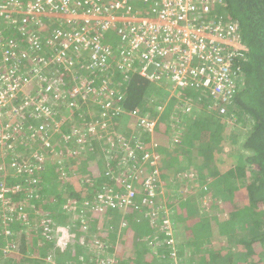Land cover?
I'll return each mask as SVG.
<instances>
[{
	"label": "built area",
	"instance_id": "obj_1",
	"mask_svg": "<svg viewBox=\"0 0 264 264\" xmlns=\"http://www.w3.org/2000/svg\"><path fill=\"white\" fill-rule=\"evenodd\" d=\"M134 1L0 0V222L5 223L13 216L26 217L25 211L17 209L13 196L8 194L25 193L26 184L32 185L28 196L34 194V184L38 181L34 173L42 168L40 162L45 151L55 155V135H61L68 154L74 146L83 147L94 137L103 136L95 131L102 122L96 116L91 121L96 124L86 117L80 121L83 124L72 122L66 132L60 133L57 122L66 124L68 115L59 114L56 120V103L72 107L71 96H79L83 102L96 104L95 112L99 109L98 114L105 119L107 112L100 109L109 108L110 114L104 121L106 129L112 116L120 114L121 106L116 102L127 85H119L115 72L132 69L153 83L162 81L166 101L172 100L175 108L184 111H189L196 102L185 93L193 92L191 88L199 91L197 101L201 93H208L211 100L207 108L215 112L225 113L226 105L232 103L238 77L235 59L243 45L237 22L216 13V5L222 0H142L143 6H137ZM109 31L119 37L115 46L106 38ZM60 64L70 71L71 78L81 75L82 70H97L99 77L85 80L66 92L56 81L60 71L55 74L58 69L55 66ZM45 69L52 70L44 72ZM110 75L112 82L107 80ZM32 91L38 93L36 98H29ZM20 96L24 101L18 107L13 102ZM30 104L34 108L32 115L40 121L34 127L16 121L19 110ZM126 113L136 119L139 131H147L150 136L156 131L159 116L151 118L136 109ZM16 134L23 148H29L27 157L23 150L14 149L12 139ZM132 136L137 143L130 146L124 142L122 151L115 150L107 156L109 160L118 159L114 168L104 175L117 186L109 187L107 182L106 192L96 194L98 202L84 199L79 210L94 213L108 206H132L134 198L140 195L146 206L143 217L153 221L163 211L161 229L168 236L167 242L172 243L166 204L161 200L151 201L164 193L158 185L161 172L154 150L156 143L151 137L150 147H146L139 136ZM107 141L110 147L117 146L111 138ZM7 150L12 156L5 159ZM121 186L122 190H117ZM51 233L46 224L45 234Z\"/></svg>",
	"mask_w": 264,
	"mask_h": 264
},
{
	"label": "trees",
	"instance_id": "obj_2",
	"mask_svg": "<svg viewBox=\"0 0 264 264\" xmlns=\"http://www.w3.org/2000/svg\"><path fill=\"white\" fill-rule=\"evenodd\" d=\"M217 10L216 13L223 15L226 20L237 22L243 45L240 49L241 54L235 59L238 68L237 86L233 92L232 103L226 105L228 109L225 113L208 109L207 99L211 100V97L203 92L199 101V105L202 106L199 115L191 116L190 119L187 116L182 122H178L179 119L168 120L164 111L159 112L152 106V102L146 100L147 95L154 92L166 101L165 95L161 93L163 87H158L162 85V81L157 85L132 69L115 72L114 78L119 85L124 84L127 87L125 89L119 86V89L120 87L125 89L116 102L121 106L122 111L118 112L119 115L112 116L107 129L112 126L121 134L113 130L108 136L107 132H102V137H94L88 145L83 144V147L76 145L71 148L68 159L72 160L70 168L72 174L66 177L59 178L58 170L54 169L55 161L50 157L54 155L48 150L45 151L46 157L40 162L42 168L33 172L37 180L39 179L34 186H38L42 192L51 189L57 198L52 204L55 205V209L58 206V211L61 213L51 210L41 214L39 210H42L43 199L33 196L24 198L23 192L16 195L9 193V196H13L12 200L16 208L28 213L24 219L21 216H13V219L5 223L0 222V264H100L101 260H96L97 256L77 240L79 230L85 233L83 235H86V240H90L93 231L99 228V245L96 244L95 247L98 253L103 254L104 264H110L112 261V264H174L172 255L180 260L179 264H264V0H222ZM137 63L138 60L135 65ZM55 69V74L56 71H60L56 80L57 85H61L66 92H71L73 86L82 83L84 78L88 81L92 77H99L95 73L97 70H82L81 75L71 78L68 75L70 71L65 70L62 64L56 65ZM124 76L129 79L126 81ZM47 77L50 79L51 76ZM94 86L91 84L92 88ZM191 89L193 92L185 93L195 100L199 91ZM37 95L36 91H32L29 98H36ZM71 99L74 101L72 107L66 108V104L62 102L55 104V111L58 112L55 115L56 120L59 119V114L72 111L70 117L74 121H81L79 105L82 106L84 102L75 95L71 96ZM23 101V97L20 96L13 103L19 107L23 105ZM133 109L138 110L139 113L149 111L151 118L159 116L160 120L154 132L156 141L163 137L167 140L162 141L168 142L170 140L167 136L168 131H173L178 133L176 137L180 141L191 137L190 143L194 141L198 147L200 146V151L198 150L194 156L187 150L182 162L178 163L175 161L176 156L169 155L170 158L165 159V162L169 161L165 169L159 164L163 179L165 175H170L194 187L204 186V190L200 189L197 193L198 199L194 202H191L190 198H185L181 206L174 204L177 205L174 206L177 213L181 207L186 215L183 218H175L177 223H183L181 227L184 235L177 238L176 233L179 229L174 227L172 244L166 241L168 237L164 231L159 230L156 236L151 237L155 232L154 229L146 223H141L146 206L142 203L140 195L134 198L132 206L103 207L95 211L93 216L86 213V217L89 216L86 218L89 224L86 231L80 220L71 215L73 212L70 213L58 205L62 194L65 193L66 195L63 194L65 201L70 205L76 204L75 212H79L78 209L84 199L98 202L96 194L106 192L107 185L105 187L104 185L110 180L104 177L105 171L114 168L118 160L116 158L109 160L104 155L109 148L107 139L114 140L117 152L123 150L124 142L130 146L138 142L133 138V134L148 143L143 137H150L149 132L141 131L138 134L136 132L139 129L132 130L128 122H117L121 116L122 119L129 117L126 112ZM33 110L32 104L24 106L19 110L16 121L23 126H36L40 121L32 115ZM100 110L107 112L105 116L107 119L110 109ZM79 116L80 119H77ZM95 119L100 122L106 120L100 114H97ZM41 120L50 121V118ZM113 121L119 125L114 124ZM66 123L67 125L63 124L61 128L68 129L72 120ZM225 129L228 133H225ZM185 132L187 136L183 138ZM13 136L14 149L23 150L27 157L29 150L23 148L17 134ZM148 146L150 147L149 144ZM154 150H159L157 145ZM116 154V156L121 155V153ZM11 156L10 150H7L5 159ZM162 159L164 160L160 158L159 163H162ZM146 165L150 167L148 163ZM74 171L75 174L82 172L81 176L75 174L72 176ZM109 184L112 188L117 186L114 181ZM31 187V184H26L25 195H29ZM117 190L121 191L122 186ZM164 196L167 195L159 194L151 201H165ZM207 196H210V199L206 206L201 208L199 203ZM215 203H218V206L215 207ZM66 223L72 226L71 237L68 238L64 248H61L55 244L53 233L48 236L45 234V225L56 231L57 226ZM120 232L119 242L123 243V250L116 249L114 241L109 240L112 234ZM151 240H155L157 244H149L148 241ZM232 243H235L233 248ZM96 249L93 250L97 251ZM55 253L59 254L58 257H66L65 261L55 258V263L47 261L46 257H53ZM113 258L115 259L110 261Z\"/></svg>",
	"mask_w": 264,
	"mask_h": 264
},
{
	"label": "rangeland",
	"instance_id": "obj_3",
	"mask_svg": "<svg viewBox=\"0 0 264 264\" xmlns=\"http://www.w3.org/2000/svg\"><path fill=\"white\" fill-rule=\"evenodd\" d=\"M134 4H136L137 6H143V3H142V0H135L134 2H133ZM47 25L48 26H51V22H48L47 23ZM106 38H108V41L113 45V46H115L116 45V43L118 42V40H119V37H118V35H116V33L115 32H112V31H109V32H107V34H106ZM80 72V71H79ZM82 77V76H81ZM109 79H112V77H111V75L107 78V80L108 81H110V82H112V80H109ZM85 78H84V81L83 82H85ZM79 84H81V83H76V86L77 87H79L80 85ZM94 84H95V82H94ZM99 85H101V87H102V82L101 83H99ZM98 84H96V86H99ZM116 85V84H115ZM158 85V84H157ZM156 85V86H157ZM112 86L113 85H111V88H112ZM163 87V85H158V87ZM161 93L162 94H164L165 95V98L167 97V94H166V91L164 90V88H162L161 89ZM147 98L148 99H146V100H148V101H150V102H152V106H155V105H157V106H159L160 108L158 109L159 110V112H161V111H164V112H167V113H170L169 114V116L171 115L172 117H173V114H175V115H177L178 114V112H180V110L178 109V108H175L173 105H169L171 102H172V100H170L169 102H166V101H164V100H162L161 98H159L157 95H155L154 94V92L153 93H149L148 95H147ZM91 106H94V104H93V102L92 101H87V102H84L83 103V105L82 106H80L79 105V107H80V109H81V121H83L85 118H84V116H87L88 117V119H90V123L92 124V123H95V122H91L94 118V116H97V114H98V112H95L96 111V106H94V108H90ZM65 113H67V117L65 118V122H68V120H72V122L76 125V124H83L84 122H80V120H77V121H74V119L73 118H71L70 117V115H69V113L68 112H66L65 111ZM151 112H149V111H144V113L143 114H145V115H148V114H150ZM198 114H200V111H198ZM84 115V116H83ZM83 116V117H82ZM90 116V117H89ZM129 116V115H128ZM188 116V115H187ZM192 116V115H191ZM190 116V117H191ZM122 117L123 116H121L119 119H118V121L117 122H128V125L130 126V128H132V130H135V129H137V126H136V122L134 121V119H131L130 117H125V118H123L122 119ZM183 118H185V115H183L182 116ZM77 119H80V116L77 118ZM129 120H131V121H129ZM160 120V119H159ZM88 121V120H87ZM117 122H115L114 124H118ZM64 122H57V124H58V127H61L62 126V124H63ZM96 124V123H95ZM100 125H99V130L98 129H96L95 131H97V132H99L100 134H102V132L103 131H105V132H107V134H111V133H113V130L115 131V132H117V133H120L118 130H115V129H113L114 127H112L111 126V128H108V129H106L105 127H106V125L104 124V122H101V123H99ZM67 125V123L64 125V126H66ZM119 125V124H118ZM74 126V125H73ZM97 128V127H96ZM68 129H65V128H61V132L60 133H63V132H66ZM110 130V131H109ZM186 130V129H185ZM139 132H141V131H138V133ZM161 132V131H160ZM160 132H159V134H160ZM59 133V134H60ZM137 133V132H136ZM225 133H228V130H226L225 129ZM115 134V133H114ZM121 134V133H120ZM154 132H152V134H151V136L149 137V136H147L148 138H149V142H150V138L152 137V139H153V141L156 143V145H157V147H158V149L159 150H157V151H155L156 152V154L158 155V157H159V161H160V158H163V152H165L164 153V156H165V154H167V153H172V152H177L178 154L181 152V153H185L187 150L188 151H190L191 153H192V155L194 156L195 154H196V152L199 150L200 151V146L198 147L197 146V144H195L194 143V141H193V143L195 144V146H193V143H190V140H191V137L190 138H188L187 140H183V141H180V139L179 138H177L176 136H177V134L176 133H174L173 131H168V134H167V136H168V139H170L168 142H165V141H162V140H167V139H165V138H163V137H160L161 138V140L159 139V141H156V137L154 136ZM61 136V135H60ZM187 135H186V132L184 133V137H183V135H182V137L183 138H185ZM147 137H144V138H147ZM163 143V144H160V143ZM189 142V143H188ZM192 144V145H191ZM28 150H29V148H27ZM64 149H65V147L62 145V143H61V141H60V137H58V135L57 136H55V155H54V157H52V156H50L52 159V161H55V164H56V166L54 167V169H57L58 171V175H59V178L60 177H66V176H70L72 173H70V172H72L71 170H70V168H71V166H72V160L71 161H69V159L68 158H70V156L68 155V153H66L65 151H64ZM163 151V152H162ZM108 154V155H107ZM173 154H175V153H173ZM178 154H176V155H178ZM104 155H106V156H109V153H107V152H105V154ZM181 156V155H180ZM46 157V156H45ZM196 157V156H195ZM49 158V157H48ZM68 159V160H67ZM82 159H84V156L82 155ZM44 160V159H43ZM183 161H184V159H183ZM54 164V165H55ZM159 164H162L163 165V162L162 163H159ZM49 168V167H48ZM75 171H74V173H73V175L72 176H75V175H79V176H81V174H82V172H77L75 175ZM72 178H74V177H72ZM64 179H66V178H64ZM38 181H39V179H38ZM37 181V182H38ZM51 182H54V181H51ZM50 182V183H51ZM158 185H159V188H160V190L161 191H163L166 195H168V196H170L171 194L169 193V191H171L172 192V194L174 195L176 192L178 193L177 195L179 196H188V195H190V194H192L191 196H193L192 198L194 199V197H195V199L194 200H197L198 199V192H199V190L201 189H203L204 188V186L202 187H194V186H192V184L191 185H189L188 184V182H186L185 183V181L184 180H182V179H176V177H173V176H170V175H165V178L163 179L162 177H161V180H160V182L158 183ZM204 190V189H203ZM49 191V192H48ZM48 191H41L40 189H39V187L37 186V187H35V190H33V192H34V194H32V196L33 197H37V198H41V199H43L42 200V204L43 205H41V209L43 210H39V212L42 214L43 212L45 213V212H48V211H51V210H53V211H56L57 213H61V212H59L58 211V206H57V209H55V205L54 204H52V202H55L56 200H57V198H55V193L51 190V189H48ZM62 192L63 191H61L60 193L62 194ZM23 194V193H22ZM56 194H58V193H56ZM64 195H66L65 193H63ZM63 194H62V198H61V200H60V203H58V205L60 206L61 205V207L63 208V209H67L68 210V212H73V214H71V215H74V217H76L77 219H79L80 220V222H81V224L83 225V229L86 231L87 230V228L89 227V224L87 223V221H86V218L87 217H89V216H87L86 217V213H85V211H79V212H75V206H73L72 204L70 205V204H68L66 201H65V198L63 197ZM171 196L172 198H174V196ZM24 198H26L28 195L26 194L25 195V193H24ZM28 197H30V196H28ZM66 197V196H65ZM46 198V199H45ZM209 199H210V196H207V197H205V200L203 201V202H201V203H199V206L201 207V208H204L205 206H206V204H207V202L209 201ZM66 200H67V197H66ZM162 201V200H161ZM175 202H177V201H175ZM198 202V201H197ZM200 202V201H199ZM47 203V204H46ZM45 205V207H43ZM216 206H218V203L216 204L215 203V207ZM166 209L168 210L169 209V212H170V208H168L167 206H166ZM214 209V208H213ZM212 209V210H213ZM79 210V209H78ZM259 210H260V208H259ZM201 211H202V209H201ZM38 212V211H37ZM28 212H26L25 211V214H27ZM92 214H94L93 212L92 213H90L89 212V215L90 216H93ZM144 214V213H143ZM170 214V213H169ZM162 215H163V211H159V214L157 215V220H156V222L153 220V221H151L150 223H149V221H147L146 219H145V217H143L142 216V218H143V220H145L144 222H146L147 224H148V226L149 227H151V228H153L154 229V233L152 234V236L151 237H154V236H156V234H157V232L160 230L159 229V225H158V223H159V221H158V219H161V217H162ZM170 216H172V214H170ZM167 218H169V217H167ZM169 220H170V223H171V226H172V219H170L169 218ZM75 220H73V222H74ZM94 224V223H93ZM96 224L98 225V223L96 222ZM95 224V225H96ZM153 224H155V226L153 225ZM3 227H4V225H2ZM109 226V225H108ZM72 226L69 224V223H66V224H60L59 226H57L56 227V231L55 230H52V233H53V238L55 237V244L58 246H61V248H64V246L67 244V237L69 238V237H71V235H70V233H71V231H70V228H71ZM110 227V226H109ZM101 228H102V225H101ZM99 230H100V228L99 229H96V230H94L93 231V234H92V238L90 239V240H86V235H83V234H85V233H82L80 230H79V234H78V242H79V244H81L82 246H84V247H87L88 248V250H90V251H92L93 253H94V255H96L97 257H96V260H98V259H100L101 261H100V264H104L105 263V261H104V259H102V257H103V254L102 253H98V250L96 249V247H95V245L97 244V245H99V234H100V232H99ZM105 230V229H104ZM56 232V233H55ZM56 234V235H55ZM73 234V233H72ZM184 235V233H183V228L181 227V229H180V227H179V230H178V233H177V238H181L182 236ZM120 236H121V232L119 233V234H117V233H114V234H112V236H110L109 237V240H113L114 241V243H115V247H116V249L118 248H124V246H123V243H120L119 241H120ZM67 240V241H66ZM233 241H235V240H233ZM112 242V241H111ZM148 243L149 244H157V242H155V240H151V241H148ZM172 244V243H171ZM132 245V244H131ZM148 245V244H147ZM235 245V243H232V248H233V246ZM218 248H220V247H218ZM237 247L235 246V250H237L236 249ZM242 248V247H241ZM93 249H96L97 251H94ZM241 251V250H240ZM58 255L59 254H57V253H55V254H53L52 256L53 257H50V256H47L46 257V259H47V261H51L52 263H55V260H54V258L56 259V260H60V261H65V259H66V257H58ZM173 256V260H174V264H179V262H180V260L175 256V255H172ZM115 258H113V259H111L110 261H112V260H114ZM113 262V261H112ZM112 262L110 263V264H112Z\"/></svg>",
	"mask_w": 264,
	"mask_h": 264
},
{
	"label": "crops",
	"instance_id": "obj_4",
	"mask_svg": "<svg viewBox=\"0 0 264 264\" xmlns=\"http://www.w3.org/2000/svg\"><path fill=\"white\" fill-rule=\"evenodd\" d=\"M222 4V3H221ZM219 5H216V11H218L217 10V7H218ZM50 70H52V69H45L44 70V72H48V71H50ZM170 100H168V101H166V102H169ZM195 103H194V105L191 107V109L189 110V111H184L183 109H181V108H178L179 110H180V112H178V114L177 115H175V114H173V116H175L176 117V119H179L178 120V122H182L186 117H187V115H188V118L190 119L191 117V115L192 116H196V115H199L198 114V111H200V110H202V106L201 105H199V101L200 100H198L197 101V99H195ZM207 102L209 103L210 102V99H207ZM169 105H173L174 106V103L173 102H171ZM206 105H208V104H206ZM154 107H156L155 109L156 110H158V106L157 105H155ZM159 111V110H158ZM169 114L170 113H167V112H164V115H167V117H168V120L169 119H171V115L169 116ZM183 115H185V118H183L182 116ZM131 119H134V121L136 122V119L135 118H133V117H131V116H129ZM129 121H131V120H129ZM144 138V137H143ZM146 140H148V143H146L144 140H142L143 142H144V144H145V146L146 147H148V144L150 143L149 142V138L147 137V138H145ZM183 141V140H182ZM116 149L114 148V147H110V144H109V148L107 149V153H110V152H113V151H115ZM163 152V151H162ZM187 152V151H186ZM164 153L165 152H163V158H164V160L162 159V162H163V167H164V169H165V166L167 165V162H169V161H167V162H165V159H169L170 157H169V155H173V156H176L175 157V161H177L178 163L179 162H182L183 161V159H184V154L183 153H177V152H174L175 154H173V152L172 153H167V154H165V156H164ZM176 154H178V155H176ZM181 155V156H180ZM183 155V156H182ZM106 156V155H105ZM169 193L171 194L170 196H164L165 198H164V202H165V204H166V206L168 207V208H170V212H169V209H168V211H167V213H166V216L167 217H169L170 219H172V237H173V228L175 227L176 229L178 228L179 229V227L181 228V224H183V223H177L176 221H175V218H177V217H181V218H183V217H185V215H186V212L180 207L178 210H179V212L177 213L176 212V209L174 208V204H178V205H180L181 206V203H183V199H185V198H190L191 199V202H194V199L192 198L193 196H191L192 194H190V195H188L187 197L185 196V197H181L180 195L178 196L177 194V192L173 195L172 194V192L171 191H169ZM165 193H163V195H164ZM174 196V198H172L171 196ZM183 200V201H182ZM175 201H177V202H175ZM177 206V205H176ZM175 206V207H176ZM172 214V216H170V214ZM173 214H174V216H173ZM168 218V219H169ZM147 221H149V223L151 222V220L150 219H147V218H145ZM157 220V219H156ZM156 220H154L155 222H156ZM145 220H142V222L141 223H146V222H144ZM158 221H159V223H158V225H159V229H160V231L162 230L161 229V219H158ZM173 221H174V224H173ZM147 224V223H146ZM148 225V224H147ZM154 226H155V224H153ZM184 227V226H183ZM163 231V230H162ZM175 232V231H174ZM176 236H177V233H176ZM166 237V236H165ZM168 237V236H167ZM67 240H68V237H67ZM66 240V241H67ZM168 240V238H166V241ZM133 243V242H132ZM132 246V245H131ZM119 249H121V250H123L122 248H119Z\"/></svg>",
	"mask_w": 264,
	"mask_h": 264
},
{
	"label": "clouds",
	"instance_id": "obj_5",
	"mask_svg": "<svg viewBox=\"0 0 264 264\" xmlns=\"http://www.w3.org/2000/svg\"><path fill=\"white\" fill-rule=\"evenodd\" d=\"M137 126V125H136ZM138 129V128H137Z\"/></svg>",
	"mask_w": 264,
	"mask_h": 264
}]
</instances>
